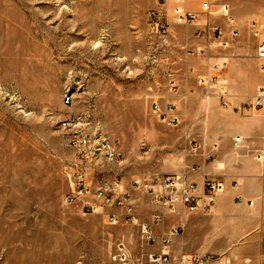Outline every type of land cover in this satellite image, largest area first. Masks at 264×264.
<instances>
[{
	"label": "rangeland",
	"instance_id": "374dc122",
	"mask_svg": "<svg viewBox=\"0 0 264 264\" xmlns=\"http://www.w3.org/2000/svg\"><path fill=\"white\" fill-rule=\"evenodd\" d=\"M221 1L230 6L231 19L216 15L210 21L229 41L213 54L215 62L228 63L219 73L226 84H193L196 102L178 108L188 112L187 119L170 126L152 110L153 79L141 55L157 0H0V264H115L123 258L150 264L149 254L162 250V242L143 237L142 225L152 220L114 225L103 215L85 214L79 201L64 202L73 187L75 153L65 147L59 123L71 112L87 115L122 143L128 157L136 156L139 173L154 155L153 160L171 150L151 144L147 132L170 129H186L188 143L199 147L197 156L206 165L234 157L235 167L255 163L264 173L257 159L264 146L223 151L220 145L227 128L240 131L232 137L235 145L259 142L262 130L264 145V108L253 104L264 90V69L256 57L264 42V0ZM67 92L74 97L71 106L63 102ZM227 181L235 187L244 179ZM248 201L235 199L225 215L215 205L208 214L191 213L198 236L213 231L216 239L190 254L243 264L240 247L264 223V198Z\"/></svg>",
	"mask_w": 264,
	"mask_h": 264
},
{
	"label": "crops",
	"instance_id": "0c3cea01",
	"mask_svg": "<svg viewBox=\"0 0 264 264\" xmlns=\"http://www.w3.org/2000/svg\"><path fill=\"white\" fill-rule=\"evenodd\" d=\"M169 21L171 22V28L166 38L162 41L157 39L151 40L149 37V41L147 39V46L141 52V55L144 63L149 67L148 69L153 79V82H149L151 90L149 96L153 100L159 99L163 106L167 103L176 104L178 111L180 104L187 105L196 102L197 97L192 94V91H194L192 85L206 88L207 86L200 82V77L209 74L212 66L218 63L215 62L218 58L216 60L213 58V54L219 48L217 44L218 36L213 29V26L217 25L215 22L208 21L203 16L193 24L184 27L173 24L172 17H169ZM153 59H157V62L154 63ZM169 72L172 74L176 86L175 93L167 87L166 73ZM158 82L160 85L155 86V83ZM225 114L228 115L229 111L226 110ZM178 115L182 122V117L183 119H187L188 112L180 111ZM259 131L257 134L260 139L259 142L252 144L249 143V140H246L241 145H235L232 142V137L240 134V131L227 128L224 135L227 138L223 139L220 145H222L223 151H226L229 147L232 150L239 151H247L245 148L257 150L264 146L261 140L262 130ZM157 132L163 131H148L146 134L147 140L151 144L167 147L171 150L169 153L159 155L155 160H153V157L156 156L154 155L148 160L146 171L141 173L138 172L139 169L136 166V156L132 155L128 157V150L124 148L122 143L120 144L124 161L119 168L121 175L119 179L120 187H116L114 190L117 193L121 189L131 192L136 222L140 221L144 224L156 216L161 217L162 222L153 227V232L158 242H162L164 239L170 240L167 245H163L162 243V250L169 254L172 259L187 256L188 253L189 255H194L190 254L192 252L191 248L208 247L210 243L207 242L211 238L213 240L216 239L215 232L212 231L210 235L203 237L198 236L196 233L198 229V224L196 223L197 217L194 214L189 213L183 206L169 209L156 204L147 192L134 187L133 179L144 173L160 175L187 174L197 184V193H201L204 189L207 177L224 179L226 189L217 198L215 209L222 215H225L229 211L228 209L232 208L235 199L250 201L252 198L255 200L264 198V173L260 171V167L255 163L250 168L235 167L234 162L236 159L234 157L229 161L231 157L222 156L215 164L206 165L202 162L201 157L197 156L198 153H192V147L195 144L193 145V140L188 143L189 135L186 129L179 132H173L171 129L167 133ZM242 134L249 137V131L243 130ZM188 144L190 145V149L188 148ZM180 148L183 150H180ZM128 160L134 161L130 162V168H126ZM156 160L157 163H155ZM193 167H196V169L192 170ZM238 176H240V179H244V182H238V187H233L227 179H236ZM97 190L98 184L96 179H89L88 193L78 200L82 208L88 202L101 203L96 196ZM105 209L106 211L117 213L121 217L124 215V209L117 206H110ZM99 215H103L107 219L105 214ZM217 222L215 220V224L212 227L214 230L218 227ZM121 223L126 222L122 219L118 224ZM173 228L179 229V233L174 236L171 235ZM239 254L243 259V264H264V223L247 236V241L240 247Z\"/></svg>",
	"mask_w": 264,
	"mask_h": 264
},
{
	"label": "built area",
	"instance_id": "2783aa9c",
	"mask_svg": "<svg viewBox=\"0 0 264 264\" xmlns=\"http://www.w3.org/2000/svg\"><path fill=\"white\" fill-rule=\"evenodd\" d=\"M191 4L198 5V9L191 7ZM230 6L221 0H157L153 9L148 15V32L151 40H164L171 28L169 17H172V23L176 25L188 26L196 22L201 16H205L208 21L216 15H221L227 20L231 19ZM217 34L218 46L227 48L229 41L223 39L224 31L219 26H213ZM233 35H237L233 31ZM256 57L260 66L264 69V42H261L256 51ZM156 63L157 60L153 59ZM227 61L221 64L216 63L212 66L211 72L200 77L203 85L226 84V81H220L219 73L227 67ZM167 87L173 93L176 92L172 74L166 73ZM160 83H155L159 86ZM223 90V96L228 95L226 88ZM74 97L63 96V102L67 106L73 104ZM226 105V103H224ZM255 108H264V90H258L254 98ZM152 110L159 119L170 125L178 126L181 120L178 115L177 105L167 103L162 105L159 99H155L152 104ZM90 118L81 113L71 112L65 119L60 121L59 129L62 131L65 147L70 148L75 153L73 161V180L72 190L64 197L66 204H73L84 197L89 191V179H96L98 184L97 198L101 201L97 203H86L83 212L88 215L105 214L110 224H118L123 219L126 223L136 222L135 208L132 202L130 191L120 190L118 193L114 190L120 187V172L124 156L120 148V142L112 140L104 130ZM148 147L144 143L143 148ZM199 147H192V153H197ZM257 159L263 163L264 151L257 154ZM193 167L192 170H195ZM135 188L143 189L151 199L162 207L173 209L177 206H183L189 213L208 214L215 205L217 198L225 192V182L221 180H205L204 189L201 193L196 192L197 184L189 178L187 174L160 175L144 173L133 179ZM238 187V182L235 183ZM117 206L124 209V215L121 217L117 213L106 211V207ZM160 216L152 219L148 225H142L144 239L148 243L157 241L153 227L159 225ZM179 233L178 228H173L171 235ZM169 239L162 241L163 245L169 243ZM150 264H232L225 257L215 255H190L181 256L172 259L169 254L163 250L152 251L149 256ZM115 264H128L126 258L118 260Z\"/></svg>",
	"mask_w": 264,
	"mask_h": 264
},
{
	"label": "bare ground",
	"instance_id": "6f19581e",
	"mask_svg": "<svg viewBox=\"0 0 264 264\" xmlns=\"http://www.w3.org/2000/svg\"><path fill=\"white\" fill-rule=\"evenodd\" d=\"M66 97H73L72 93L67 92Z\"/></svg>",
	"mask_w": 264,
	"mask_h": 264
}]
</instances>
